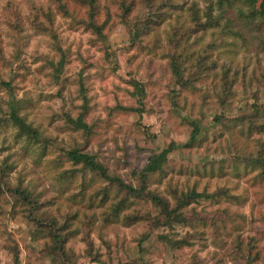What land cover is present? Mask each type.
I'll return each instance as SVG.
<instances>
[{
    "label": "clouds",
    "instance_id": "9594fccd",
    "mask_svg": "<svg viewBox=\"0 0 264 264\" xmlns=\"http://www.w3.org/2000/svg\"><path fill=\"white\" fill-rule=\"evenodd\" d=\"M172 2L183 7L137 32L149 11L143 0H0V64L8 65L0 77V165L8 158L7 182L32 195L15 217L12 200L0 202V264H193V256L199 264H264L257 233L264 231V133L248 135L237 124L220 136L216 123L264 108V37L255 30L244 37L228 23L229 14L247 17L264 0H236L230 10L217 0ZM19 36L28 40L17 60ZM21 61L29 69L23 83L12 79ZM25 93L33 107L14 118ZM94 138L114 147L133 139L152 166L110 176L91 156V163L71 158L88 153ZM222 164L223 177L205 174ZM126 196L129 206L102 227L101 214ZM164 205L224 223L155 224ZM48 211L76 217L59 241L34 238V219L26 218ZM127 215L139 218L125 224Z\"/></svg>",
    "mask_w": 264,
    "mask_h": 264
},
{
    "label": "rangeland",
    "instance_id": "374dc122",
    "mask_svg": "<svg viewBox=\"0 0 264 264\" xmlns=\"http://www.w3.org/2000/svg\"><path fill=\"white\" fill-rule=\"evenodd\" d=\"M78 3H92L95 4V0H77ZM145 6L148 7L149 11L146 15V17L143 20H140L136 24V30L137 32L143 30L148 31L151 29L153 25H157L159 23H162L164 19H166L171 11H175L177 7L182 8L183 5H176L172 2V0H143ZM241 3H254L255 0H240ZM236 3V0H217V6L221 7L225 10H230L231 6ZM123 7V5H122ZM195 7V5H193ZM95 11V8L93 9ZM259 19L258 23H253V21ZM49 23H51V17H48ZM228 23L230 25L237 26V30L242 34V36L246 37L247 33L251 30H255L257 33L260 34L261 37H264V3H261L259 5V9H254L247 17H241V16H233L229 14ZM10 26H12L10 24ZM17 31H23V29L20 27L19 24L16 25ZM38 31H46L45 29L38 28ZM28 37L26 36H19L17 45H18V51L15 56V59H20V48H23L27 44ZM0 43H2V40H0ZM251 43V42H249ZM2 59V57H0ZM7 62L0 64V77L5 75L3 72V69L7 67ZM21 69L23 71H21ZM42 69H38L37 71H41ZM146 71H151V64H149L146 69ZM57 71H59V68H57ZM29 73V69L27 67L26 61H21L16 68L15 73L12 76V79H16L17 77L23 83V81L26 79L27 75ZM69 78L65 77L64 83H68ZM4 87H8V84H4ZM155 99V97H153ZM223 101H221V104L223 105ZM33 107V100L32 98L25 93V98L21 99L20 101H17L15 105L13 106V117L15 116L17 111L20 110H26L31 109ZM3 110V105L0 104V111ZM218 128V134L220 136H223L226 131H229L236 127L237 124L242 125L246 128L248 135H253L255 133H264V108L256 109L253 113L247 115V116H239L236 119H225L222 116L217 117L216 121ZM6 127V121L0 120V128ZM241 135L244 134L243 131L240 133ZM205 139H208L207 136H205ZM215 139V137H213ZM99 148V151L97 149ZM261 148V154L264 155V144L260 145ZM118 149V150H117ZM89 155H92L95 157L96 161L100 164H103L105 168L108 169V174L110 176H122L125 174L124 169L131 170V174L133 172H140L142 169L145 168L148 161L150 160V153L147 150L143 149V146L138 147L137 141L133 139H126L122 143H119L117 146L114 147V145L111 142L102 143L98 139L94 138L92 140V143L89 145V152L87 153ZM7 159L5 158V162L3 165H0V202L8 203V201L12 200V211L9 213L11 217L16 216V208L17 205H24V204H31L32 203V195L30 193H27L26 190H20L19 188H14L9 185L7 182V174L9 171H11V166L7 164ZM199 174V173H198ZM206 175H216L217 177H223L226 173L223 168V164L221 165V168L218 171H209L205 173ZM261 181H264V176H262ZM142 194L136 193V194H128L131 196H134L136 198H147L153 197L150 193L145 194L143 189ZM19 192H22V194L26 197H28V200L23 198ZM207 199V197H205ZM223 198L222 193H217L214 197V199H220ZM105 199H107V194H105ZM160 202V201H159ZM103 203V201L101 202ZM161 204H163V201H161ZM128 199L127 196L122 199L118 204L112 206L111 210L105 213H102V227H108L111 224H114L123 209L128 207ZM89 208L92 207L91 204L88 205ZM164 210H167L166 205H164ZM35 209L32 210L34 212ZM32 212H29V217L34 219L35 225H36V231L34 233V238L37 236H42L45 234L49 235H62L64 236L63 229L70 228L72 223L75 221V216H54L51 211L45 212L43 214H39L36 216L32 215ZM164 212V211H163ZM168 212V216L164 217V213H162L161 216H158L155 218V224H159L161 220H163L165 223L169 222H176L178 226H183L185 224L190 225L194 228L196 227H202L206 225H212L215 226L217 224L224 223L223 220H221L218 217L214 216H208V215H198V214H178L175 211ZM138 215H127L124 217V223L128 224L133 219H138ZM96 217L93 215L90 218V222L94 221ZM144 219H149L148 214L146 213L144 215ZM257 233L260 236H264V231H261L260 229H257ZM68 235H71V233H68ZM204 236V233L198 232L194 233L193 237L197 239H202ZM55 239V237H54ZM179 255H187V253L184 250H181ZM193 264H199V262L196 260V257H192ZM63 264V261L61 262Z\"/></svg>",
    "mask_w": 264,
    "mask_h": 264
},
{
    "label": "trees",
    "instance_id": "16d2710c",
    "mask_svg": "<svg viewBox=\"0 0 264 264\" xmlns=\"http://www.w3.org/2000/svg\"><path fill=\"white\" fill-rule=\"evenodd\" d=\"M14 118H15V116H14ZM17 122H19V121H17ZM89 156H91V157L96 161V159H95L94 156L89 155V154H87V153L81 154V155H79V156L73 154L71 158H72V159H76V160L84 159V160H87L89 163H91V161L88 160V157H89ZM151 166H152V162H151V160H149L148 163H147V165L145 166V168L142 169L139 173H140L141 175H143V173H144L145 171H147L148 168H150ZM93 167L95 168L96 165L93 164ZM137 173H138V172H133L132 175H136ZM121 187H126V186L121 185ZM127 192H128L129 194H136V193H141V194H142V190L134 191V190L131 189V188H128V189H127ZM19 194H20L23 198H25V199L28 200V197L24 196V195L22 194V192H19ZM152 199L155 200V197L153 196ZM159 203H161V201H160ZM163 213L165 214L164 217H167V216L169 215L168 212H167V210H164ZM54 237H55V239H56L57 241H59V240H61L62 238H64V236L59 235V234L55 235Z\"/></svg>",
    "mask_w": 264,
    "mask_h": 264
}]
</instances>
